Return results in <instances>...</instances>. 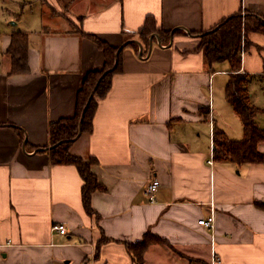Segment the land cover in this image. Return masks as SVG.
I'll list each match as a JSON object with an SVG mask.
<instances>
[{
  "label": "crops",
  "instance_id": "0c3cea01",
  "mask_svg": "<svg viewBox=\"0 0 264 264\" xmlns=\"http://www.w3.org/2000/svg\"><path fill=\"white\" fill-rule=\"evenodd\" d=\"M239 11L264 15V0H0V264H135L126 244L147 232L166 243L149 245L143 264H264V164L213 160V129L237 141L243 127L224 95L228 63L196 51L201 34ZM147 18L171 31L169 43L153 36L147 49L122 50L91 132L69 148L94 159L104 187L91 194V217L77 169L49 161V125L74 115L84 76L103 67L80 33L139 45ZM15 32L28 36L25 74L9 73ZM247 40L239 73L264 128V34ZM210 215L212 229L198 224Z\"/></svg>",
  "mask_w": 264,
  "mask_h": 264
},
{
  "label": "trees",
  "instance_id": "16d2710c",
  "mask_svg": "<svg viewBox=\"0 0 264 264\" xmlns=\"http://www.w3.org/2000/svg\"><path fill=\"white\" fill-rule=\"evenodd\" d=\"M252 32L264 34V15L239 11L222 20L214 29L201 34L196 48V51L203 52L209 64L228 63L230 76L224 88V95L243 127L242 138L237 141L230 140L222 131L213 129L212 158L215 161L229 160L236 165L264 164V154L257 149L258 144L264 142V128H260L255 122V116L260 110L250 102L246 89L247 77L239 73L241 53L248 45V33ZM80 34L91 39L101 50L104 57L103 67L97 71H90L84 76L82 86L76 95L74 115L49 125L48 157L52 165H73L77 169L83 181L82 206L85 213L92 217L95 212L90 205L91 194L94 191L103 190L104 187L91 171L94 159L84 161L73 156L69 148L79 134L91 132L97 102L107 94L113 76L121 70L122 50L128 45H133L136 49L137 47L147 49L150 45L149 40H153V36H157L161 44H167L171 31H163L156 26L154 19L147 18L137 32L139 45L127 43L120 48L113 47L93 35ZM174 34L175 32L172 33ZM27 39V34L23 32L11 34L10 43L5 52L10 61V74H25L29 71ZM18 134L22 139V133L18 132ZM257 206L264 208V204ZM106 240L102 236L98 244ZM165 243L161 237L147 232L139 241L127 243L126 247L133 262L143 264V255L149 245Z\"/></svg>",
  "mask_w": 264,
  "mask_h": 264
},
{
  "label": "built area",
  "instance_id": "2783aa9c",
  "mask_svg": "<svg viewBox=\"0 0 264 264\" xmlns=\"http://www.w3.org/2000/svg\"><path fill=\"white\" fill-rule=\"evenodd\" d=\"M208 163L212 165L213 164L212 159L209 160ZM158 187H159V181L156 178L149 181V183L147 184L146 189H145V194L147 196L148 201H150V202L154 201V196H155V193H156ZM213 221H214V217H213V215H210L206 219L199 220L198 224L202 225L206 228L212 229L213 228ZM52 230L56 231L60 234L66 233V228L62 224H54L52 226Z\"/></svg>",
  "mask_w": 264,
  "mask_h": 264
},
{
  "label": "rangeland",
  "instance_id": "374dc122",
  "mask_svg": "<svg viewBox=\"0 0 264 264\" xmlns=\"http://www.w3.org/2000/svg\"><path fill=\"white\" fill-rule=\"evenodd\" d=\"M30 5H32V3H30ZM31 7H32V6H31ZM24 10H25V9H23V11H24ZM27 13H29L28 10H27ZM241 17L243 18V15H242ZM242 46H243V45H242ZM243 47H244V46H243Z\"/></svg>",
  "mask_w": 264,
  "mask_h": 264
},
{
  "label": "water",
  "instance_id": "95a60500",
  "mask_svg": "<svg viewBox=\"0 0 264 264\" xmlns=\"http://www.w3.org/2000/svg\"><path fill=\"white\" fill-rule=\"evenodd\" d=\"M79 131H81V128L79 127Z\"/></svg>",
  "mask_w": 264,
  "mask_h": 264
}]
</instances>
